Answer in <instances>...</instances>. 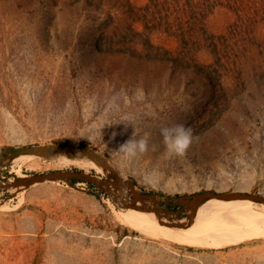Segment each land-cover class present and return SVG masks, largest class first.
<instances>
[{"label":"rangeland","instance_id":"374dc122","mask_svg":"<svg viewBox=\"0 0 264 264\" xmlns=\"http://www.w3.org/2000/svg\"><path fill=\"white\" fill-rule=\"evenodd\" d=\"M192 3L0 0V184L54 169L105 177L5 152L69 144L95 150L163 209L206 190L264 195V0ZM177 123L192 143L168 156L160 129ZM134 131L149 150L116 154ZM71 180L0 188V264H264V231L152 238L114 218L106 191Z\"/></svg>","mask_w":264,"mask_h":264},{"label":"bare ground","instance_id":"6f19581e","mask_svg":"<svg viewBox=\"0 0 264 264\" xmlns=\"http://www.w3.org/2000/svg\"><path fill=\"white\" fill-rule=\"evenodd\" d=\"M22 155L31 161L28 164L30 168L40 166L39 158L47 160V164L54 167H63L68 162H77L84 164V166H97L85 156L70 158L65 154H58L44 158L31 154ZM97 167L102 171L99 166ZM9 190L13 191L14 188ZM22 190L16 191V194ZM118 195L119 197L116 199L117 208L113 210L114 218L120 224L138 230L152 238L196 245L204 240H218L226 237L235 239L248 233L256 234L264 231V203H257L248 199L211 198L200 204L195 214L192 217L189 216V219L182 218L170 221L162 216L163 212L158 218L153 212L120 206V203L126 202L130 196L125 187L118 192ZM132 205L134 204L132 203ZM169 222H179L181 226H168L166 223Z\"/></svg>","mask_w":264,"mask_h":264},{"label":"water","instance_id":"95a60500","mask_svg":"<svg viewBox=\"0 0 264 264\" xmlns=\"http://www.w3.org/2000/svg\"><path fill=\"white\" fill-rule=\"evenodd\" d=\"M10 159L22 154H31L36 156H41L44 158H49L53 155L65 154L70 158H82L87 157L92 160L97 166L102 169L105 174L104 178L99 177L96 174L87 173L82 170H65V169H54L47 172L34 173L24 177H18L14 179L11 183H1L0 188L4 189H20L27 188L37 183L54 181V180H84L90 182L101 190L106 191L116 204V199L119 197L118 192L125 187L129 197L127 201L121 202L120 206L136 208L141 211L153 212L159 218L160 214L163 212V217L170 221L179 220L182 218L189 219V216H193L196 209L200 204L211 198L218 199H248L257 203H264V195L259 193H249L240 191H230V192H214L210 190L196 192L190 195L177 196L172 199L175 204L183 206L184 210H170L169 208H160L156 202L157 197L154 193L140 192L135 189L132 181L122 182L119 175L114 171L109 163L95 150L86 146H74L69 144H27L12 146L6 148ZM79 152V153H78ZM151 202L152 206L148 203ZM132 203L134 205H132ZM117 206V204H116ZM165 214V215H164ZM181 214H185L181 217ZM168 226L179 227L181 226L179 222H169L166 223Z\"/></svg>","mask_w":264,"mask_h":264},{"label":"clouds","instance_id":"9594fccd","mask_svg":"<svg viewBox=\"0 0 264 264\" xmlns=\"http://www.w3.org/2000/svg\"><path fill=\"white\" fill-rule=\"evenodd\" d=\"M160 134L168 156H183L193 139L191 128L180 123L162 127ZM148 150L149 136L147 134L140 136L138 132L134 131L127 140L115 149V152L127 158H134Z\"/></svg>","mask_w":264,"mask_h":264},{"label":"trees","instance_id":"16d2710c","mask_svg":"<svg viewBox=\"0 0 264 264\" xmlns=\"http://www.w3.org/2000/svg\"><path fill=\"white\" fill-rule=\"evenodd\" d=\"M173 1V0H172ZM188 1H190L191 3H192V1L191 0H188ZM203 2V0H194V2L192 3V4H194V5H197L198 6V4L199 3H202ZM72 181V183H74V182H76L75 180H71ZM94 186V185H93Z\"/></svg>","mask_w":264,"mask_h":264},{"label":"flooded vegetation","instance_id":"af4514ba","mask_svg":"<svg viewBox=\"0 0 264 264\" xmlns=\"http://www.w3.org/2000/svg\"><path fill=\"white\" fill-rule=\"evenodd\" d=\"M20 177H22V176H20Z\"/></svg>","mask_w":264,"mask_h":264}]
</instances>
